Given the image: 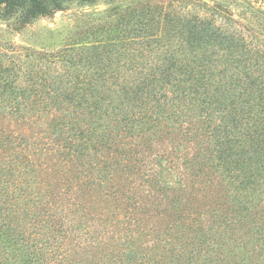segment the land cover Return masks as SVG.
Masks as SVG:
<instances>
[{
	"label": "trees",
	"instance_id": "16d2710c",
	"mask_svg": "<svg viewBox=\"0 0 264 264\" xmlns=\"http://www.w3.org/2000/svg\"><path fill=\"white\" fill-rule=\"evenodd\" d=\"M0 6L17 29L58 10ZM207 10L0 45V264H264V33Z\"/></svg>",
	"mask_w": 264,
	"mask_h": 264
},
{
	"label": "rangeland",
	"instance_id": "374dc122",
	"mask_svg": "<svg viewBox=\"0 0 264 264\" xmlns=\"http://www.w3.org/2000/svg\"><path fill=\"white\" fill-rule=\"evenodd\" d=\"M49 6L58 8L51 15L38 17L24 27L17 29L19 8L12 17L0 16V45L11 43L22 52L32 50L46 53L49 57L62 56L64 52H74L75 46L103 40L104 37L122 32L128 12L134 6L150 1L168 10H179L188 14H207L208 8L230 14L241 24L261 26L264 33V2L260 0H45ZM56 2H59L56 4ZM196 2L204 6L196 5ZM1 10V6H0ZM222 17L218 16V20ZM261 20V21H260ZM259 23V24H258ZM120 36L118 34L116 37ZM247 39L252 36L245 34ZM264 36V35H263ZM255 38L258 46L264 40ZM67 49V50H64ZM71 50V51H70ZM67 56L65 55L64 58ZM63 60L57 64L61 69ZM174 172V171H173ZM175 175V173H173Z\"/></svg>",
	"mask_w": 264,
	"mask_h": 264
}]
</instances>
